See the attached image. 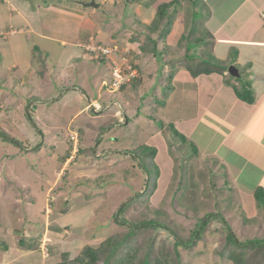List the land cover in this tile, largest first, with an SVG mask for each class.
<instances>
[{"label":"crops","instance_id":"obj_1","mask_svg":"<svg viewBox=\"0 0 264 264\" xmlns=\"http://www.w3.org/2000/svg\"><path fill=\"white\" fill-rule=\"evenodd\" d=\"M173 2L177 4L169 11L173 20L170 34L163 40L154 36L158 39V51L143 54L139 42L146 38V29L156 20L159 7ZM108 3L124 4L127 14L133 18L125 35L102 28L106 15L103 10ZM195 21H200V28L193 25ZM135 31L138 34L133 35ZM132 36L135 37L132 39ZM122 40L125 43L122 44ZM89 45L126 50L124 53L130 56L129 60L140 72L138 86L146 89L149 99L138 103L136 92L139 91H133L132 86L119 92L124 107L118 104L122 111L111 116L113 120L118 119L121 128H127L131 122H140L142 116L152 122L151 126L158 128L159 124L158 129L163 128L164 131H156L160 136L167 128L174 127L186 138L184 144L191 152L188 157H200L208 160L207 163L213 158L215 161L208 168L218 165L216 172L224 173V177L233 183L244 204V200L254 199L251 204L254 215H261L255 191L264 190V0H0V119L9 120L10 113L16 112L13 108L8 110L9 103L11 106L26 103L21 98L26 92L22 89L31 85L33 92L28 94V99L36 100L25 115L31 114L33 118L39 111L38 105L54 103L56 97H61L57 95L52 100H45L47 93L58 88L65 93L79 90V99L84 103L87 101L76 117L88 110L91 96L98 98L96 102L92 99L93 103L103 107L98 115L115 107L119 102L109 100L106 94L114 98L117 93L109 89L105 94L104 80L111 81L112 63H118L122 54L108 60L87 50ZM209 59L228 68L222 72L219 67L210 65L214 71L196 75L189 69V60ZM89 64L102 70L93 76L99 81L97 88L96 84H84V79H78L71 86L63 83L66 71L75 68L83 75L88 72ZM104 65L110 66L107 74L103 73ZM230 67L237 69L238 77L230 74ZM248 83L255 97L253 104L238 95ZM132 102L134 106H141L131 107ZM102 116L98 117L102 119ZM147 138L145 145L153 148L152 137ZM161 140L167 146L165 138ZM68 205L59 217L51 214L42 221L38 219L45 227L51 225L59 231L61 240L54 242L55 245L50 243L55 264L70 260L72 254L89 244L81 237L95 217V212L90 209L85 210L89 216H84V209L89 207L85 208L86 204ZM69 215H74L73 221L62 219ZM12 234L20 236V225L12 230ZM67 236L71 242L61 246ZM27 238L31 237L28 235ZM19 242L21 247L5 244L0 264H34L36 257L40 261L35 244L27 250L23 248L25 242ZM22 260L28 262L22 263ZM36 264L47 263L41 260Z\"/></svg>","mask_w":264,"mask_h":264},{"label":"rangeland","instance_id":"obj_2","mask_svg":"<svg viewBox=\"0 0 264 264\" xmlns=\"http://www.w3.org/2000/svg\"><path fill=\"white\" fill-rule=\"evenodd\" d=\"M124 7V4L115 6L108 3L103 10L106 15L102 28L115 34H124L126 29L129 30V21L133 18ZM193 25L197 28L201 26L200 21H195ZM135 29H139V26L136 25ZM143 31L144 29L141 30ZM135 33L138 34V31L133 32V35ZM124 40L122 44L125 43ZM90 46L92 45L86 48ZM124 52L126 50L118 48V55L125 56ZM127 56L130 59L128 54ZM98 65L102 66V63L98 62ZM109 67L104 65L103 73L107 74ZM88 69L85 73L81 71L83 75L75 68L66 71L63 83L71 86L78 79H84V84H96L97 88L99 81L94 77L101 68L96 70L94 65H90ZM104 82L109 87H102L106 94L114 86L110 80L106 79ZM140 86L137 87L139 92H136L138 103L149 99L146 89ZM22 91H26L21 97L26 103H14L15 106L9 103L8 110L13 108L16 112H9V120L0 119V255L4 252V244L20 246L19 241L22 240L26 244L23 248L27 250L33 244L38 247L41 259L39 261L36 257L34 264L41 260L42 263L55 264L50 243L61 240L59 231L56 232L51 225L45 227L39 220L42 221V218L51 214L59 217L64 209L66 212L69 208L68 203L75 207L83 204H86L85 208L89 206L84 209L85 217L89 216L85 214V210L95 212L94 219L81 237L84 243H89L86 245L95 248L111 237L122 238L129 233V228L128 224L122 226L116 223L117 212L130 199H135L136 203L120 220L135 224L154 220L172 230L170 233L145 229L137 233L133 241L128 242L130 245L136 244L135 248H140V251L150 249L152 260L160 259L161 264H235L229 260L232 246L227 239L228 229L242 243L264 239V212L260 210L261 215L255 216V209L251 205L254 199L244 200V204L233 183L224 177V173L216 172L218 165L213 169L208 168L215 161L213 158H209V163L200 157L189 158L190 148L172 135L169 128L160 136L156 131H164L163 128L158 129L159 124L158 128L151 126L152 122L143 118L142 114L140 122H131L127 128H121L117 118L113 120L111 115L122 111L118 105L123 106L119 93L114 98L113 95L106 94L109 100H117L119 103L101 113L103 118L100 119L98 116L101 115L98 114L103 107L99 103H93L98 98L91 96L93 101L90 100L88 110L76 117L77 111L87 101L84 103L79 99V90L65 93L58 88L47 93L45 100H52L57 95L61 97H56L54 103L38 105L39 111L31 121L25 111L28 107L31 108L35 99H28L33 87L28 86ZM134 104L130 103L131 107ZM140 106L134 107L137 109ZM143 110L142 107L141 111ZM5 132L23 146L6 141L2 136ZM147 137H152L151 144L157 149L155 162L160 172L156 186L151 187L141 169L138 158L140 153L137 152L140 147L146 146ZM161 138H165L168 148ZM40 142L43 147L35 151L34 147ZM197 169L201 171L197 172ZM208 216L211 221L203 234L191 241V244H186L188 247L180 246L176 249L174 235L177 234L179 239L188 243L199 221ZM73 217L74 215H69L62 219L71 222ZM19 225L20 236L13 235L12 230L18 229ZM28 235L31 238H27ZM69 242L71 238L67 236L61 246L65 243L69 245ZM83 249L84 246L78 253L72 254L70 261L77 259ZM126 249L123 247L120 252L123 253ZM241 258L247 264H264V246L248 248ZM55 259L58 260V257ZM60 263L62 262L57 264Z\"/></svg>","mask_w":264,"mask_h":264},{"label":"trees","instance_id":"obj_3","mask_svg":"<svg viewBox=\"0 0 264 264\" xmlns=\"http://www.w3.org/2000/svg\"><path fill=\"white\" fill-rule=\"evenodd\" d=\"M176 4L177 2H173L171 4H164L159 7L156 20L151 26L147 28L148 34L146 38L144 40H140L139 42L141 44L140 50L143 54L156 53L158 51L156 47L158 39H162V40L166 39L167 36L170 34L171 28L173 26V20L169 14V11ZM154 36H157L158 39H155ZM208 61H210V59ZM208 61L202 60L199 62L195 60H189L190 63L188 66L194 75L199 73H211L212 72L211 70L213 69H210V65L213 67H219L220 70L222 69V72H224L228 68L224 64L221 65L220 62L217 61L213 62L212 60L210 62ZM130 86H132V90H136L138 87V81H134L133 83L123 86L122 90ZM238 95L242 100H244L247 103L253 104L255 101L254 93L252 91L251 84L249 83L242 92H239ZM27 116L28 118H30L31 121L34 120L31 114H28ZM160 124L162 125V123ZM170 130L172 135L179 138L180 142L187 143L186 138L181 133H179L174 127H171ZM2 136H4L3 138L8 142L16 144L17 146L20 147L23 146V144L19 143L17 140L11 138L7 134L3 133ZM42 147H43V143L40 142L36 147H34V149L35 151H38ZM137 152L140 153L138 158H140L141 169L144 172V176L148 181L149 187H151L152 185L156 186L157 178L160 175L159 169L155 162L157 149L148 146H142L139 148ZM256 199L260 205L261 210L264 212L263 189L257 191ZM135 203H136L135 199H130L129 201L125 202L117 212L116 223L122 226H127L128 224L129 233L126 236L122 238L119 236L111 237L95 248L91 245H86L82 250L81 255L77 259H75L74 261H70V260L63 261L60 264H161L162 262L160 261V259L152 260L150 256L151 255L150 249H145V251L143 250L140 251V248H135L136 244L130 245L128 242L133 241L134 238L136 237V234L145 229L148 230L158 229V230L168 231L170 233L172 230L169 229L166 225L157 223V221L154 220L144 221L141 222L140 224H135L133 222L128 223L126 220L124 221L122 219L121 221L120 217L125 215L127 210L130 209L131 206H133ZM207 218H204L199 221L197 225V229L194 230L195 232L192 234V238L190 241H188V243L187 242L184 243L181 239H179L177 234L175 235L173 234L176 239V249L179 248L180 246L188 247V245L186 244H191V241L193 242L194 239L201 236L204 230L206 229L207 225L211 221V219H209V216ZM227 239H228V243L232 246L230 250L231 254L229 255V260L233 261L235 264H247V262H245L241 257L242 254H244L248 248H252V247L259 248L261 246H264V239L255 240L247 243L240 242L231 229H228ZM22 244H24V241H22ZM128 244L130 245L131 248L129 247ZM3 247H5V244L3 245ZM123 247L127 249L125 252L122 253L120 252V250Z\"/></svg>","mask_w":264,"mask_h":264},{"label":"built area","instance_id":"obj_4","mask_svg":"<svg viewBox=\"0 0 264 264\" xmlns=\"http://www.w3.org/2000/svg\"><path fill=\"white\" fill-rule=\"evenodd\" d=\"M87 50L97 52L98 56L107 58L108 60H112L113 56L118 55V48H107L102 46H90L86 48ZM120 61L118 63H112L111 75H112V84L113 88L111 90L118 91L123 86L128 85L135 81L138 76V70L135 66L130 62L129 57L120 56Z\"/></svg>","mask_w":264,"mask_h":264},{"label":"water","instance_id":"obj_5","mask_svg":"<svg viewBox=\"0 0 264 264\" xmlns=\"http://www.w3.org/2000/svg\"><path fill=\"white\" fill-rule=\"evenodd\" d=\"M229 72H230V74L233 75V76H237V77L239 76V75H238V71H237V69L234 68V67H230Z\"/></svg>","mask_w":264,"mask_h":264},{"label":"clouds","instance_id":"obj_6","mask_svg":"<svg viewBox=\"0 0 264 264\" xmlns=\"http://www.w3.org/2000/svg\"><path fill=\"white\" fill-rule=\"evenodd\" d=\"M132 64H133V63H132ZM133 65H134V64H133ZM134 66H135V68L138 70L137 66H136V65H134ZM138 73H139V76H138V78H137L135 81H139V80H140V78H141V77H140L141 75H140V72H139V70H138ZM111 82H112V78H111ZM133 82H134V81H133ZM133 82H132V83H133ZM107 87H108V86H107ZM121 90H122V88H121L120 90L116 91V93H119V92H121ZM114 92H115V91H114Z\"/></svg>","mask_w":264,"mask_h":264}]
</instances>
